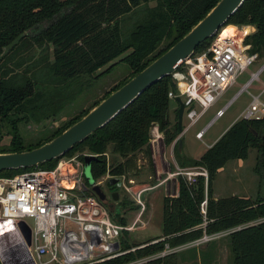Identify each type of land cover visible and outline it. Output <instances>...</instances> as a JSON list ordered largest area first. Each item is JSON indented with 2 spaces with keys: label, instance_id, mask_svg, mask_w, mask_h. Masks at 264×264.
<instances>
[{
  "label": "trees",
  "instance_id": "trees-1",
  "mask_svg": "<svg viewBox=\"0 0 264 264\" xmlns=\"http://www.w3.org/2000/svg\"><path fill=\"white\" fill-rule=\"evenodd\" d=\"M150 1L0 0V151L23 150L41 144L99 101L68 118L48 136L25 146L19 122L57 118L69 100L62 95L60 100L55 99V94L61 92L58 86L61 82L72 80L81 73H93L109 63L96 74L100 75L119 61H125L128 74L115 82L102 99L165 51L218 0H154L153 5ZM140 11L143 15L123 32L122 18ZM233 24L255 26L244 35V42L250 44V52L263 55L264 0H243L218 31L229 25L228 29H236ZM242 30L246 31L247 26ZM211 38L197 44L193 54L202 51ZM35 46L43 50L37 59L29 53ZM36 72H40L39 75ZM169 90H176L171 74L153 82L107 123L64 153L84 149L98 153L90 164L95 180L107 170L114 175L126 174L135 170L139 151H144V157L152 164L150 137L151 127L155 124L162 132L165 145L174 141L179 165L199 166L206 170V175L196 174L193 181L177 174V194L162 197L161 234L137 242L126 236L129 229H123L119 242L121 249H127L154 238L161 239L90 264H124L167 246L181 245L204 234L233 227L228 232L231 264H264V115L236 119L198 157L186 158L182 146L179 149V138H176L181 129L177 120L171 124L169 119ZM4 135L10 136L5 146L2 144ZM252 147L257 151L255 170L260 175L262 193L215 198L214 180L219 169L228 160L245 159ZM109 151L107 163L104 152ZM57 160L58 157L35 166L3 169L0 175H12L34 167L52 168ZM109 186L114 185L109 183ZM203 200L204 211L201 210ZM107 207L113 219L125 224L122 216L116 213L119 217L115 218ZM259 218L263 219L251 223ZM176 256V252L170 251L136 264H176Z\"/></svg>",
  "mask_w": 264,
  "mask_h": 264
},
{
  "label": "built area",
  "instance_id": "built-area-1",
  "mask_svg": "<svg viewBox=\"0 0 264 264\" xmlns=\"http://www.w3.org/2000/svg\"><path fill=\"white\" fill-rule=\"evenodd\" d=\"M221 32L222 29L216 32L202 51L186 57L181 67L171 74L176 90H169L168 96L175 98L179 95L183 100V115L188 119L185 128L194 124L213 106L257 56V53L249 51L250 44L245 43L244 37L239 36L237 31L233 35H222ZM256 74L252 72L234 96L246 89ZM260 93H251L242 111L243 117L259 118L264 115V99L260 98ZM231 100L218 107L213 117L196 130L197 138H202L208 125L224 113ZM104 154L108 163L109 154ZM86 155L96 157L98 153L76 151L59 157L52 168L34 167L12 175H0V234L16 232L34 264H90L162 238H154L127 249L120 248L122 230L131 229L133 224L125 225L113 219L104 200L92 191L84 176ZM199 168L200 171H195L180 167L174 174H184L187 180L193 181L196 174L206 175V170ZM110 177H117L125 189H128L126 181L131 183L134 180L126 178L125 173L114 175L107 170L95 181L101 184ZM147 188L139 189L134 195L139 204V213L145 208L141 193ZM201 210H205V200L201 202ZM27 218L32 219V224ZM27 227L30 230L29 244L25 240ZM212 234H204L194 241L209 239ZM115 243H118L117 246ZM167 251L165 248L124 264L144 262ZM43 255H47V258H43Z\"/></svg>",
  "mask_w": 264,
  "mask_h": 264
},
{
  "label": "rangeland",
  "instance_id": "rangeland-1",
  "mask_svg": "<svg viewBox=\"0 0 264 264\" xmlns=\"http://www.w3.org/2000/svg\"><path fill=\"white\" fill-rule=\"evenodd\" d=\"M154 3V0L149 2L150 5H153ZM142 15V11L128 15L126 14L121 20L123 32L128 31ZM233 26L237 28L236 31L237 33H239V36L244 37V33L241 32V29H243L242 27H240L241 25L233 24ZM29 53L32 54V57H36L37 59L39 58V54L43 53V50H41L38 46H35V48L31 49ZM23 55L27 57L26 53H24ZM108 64L109 63L103 65L93 73H81L72 80L63 81L60 85L57 84L61 88V92L55 94V99L57 101L60 100L62 95L67 96L69 100H66V103L56 116L58 119L48 118L40 120L38 122L32 120H29L27 122H19V128L22 133L23 143L25 144V146H31L38 139L48 136L56 127L61 125L68 118L82 111L83 109L88 108L98 99L100 100L103 94L115 82L122 79L129 72L127 63L125 61H119L108 72L96 75L98 72L106 68ZM252 72H257V74L254 76L253 80L248 83L249 86L240 92L238 99L231 106V108H229L222 117L214 120L206 128L202 138H196V130L204 125L208 118L213 114L217 106L223 103L227 98H229L240 88L242 83H244L251 76ZM39 73L36 72V75H39ZM259 91L261 92L260 98L264 99V54L256 56L253 62L249 64L247 68H245L236 77L235 81L224 91L221 96V100L214 106H212L210 110L201 118H199L194 124L188 126V128H185V124L188 119L183 115L181 131L176 137L182 139L181 146L183 156H185L186 158L198 157L200 153L206 148V142H209L213 138H215L225 125L226 120L233 116V114H235V107L238 108L242 106L244 102L248 100V98H250L249 92L257 93ZM176 108L177 101L175 100V98H170L169 119L171 121V124H173L177 120ZM153 128H156V126H154ZM153 137L154 135L151 132L150 144L152 148V154H154L156 150L158 155L156 157V160L158 159V162L156 160H153L152 164L150 165L146 157H144V151H139L137 153L135 170H130L125 174L126 178L130 177L134 179L131 183L126 181L128 189H125L121 185H114L113 187H111L109 186V183L107 182L108 180L106 179H104L101 184L99 183L101 188L106 193L104 202L110 207L112 213L114 214V217L117 218L119 216H122L125 220V225L133 224V228L129 229L126 234L130 241H144L150 237L161 234L162 232V197L164 196L163 193L165 191L167 194H170L171 180H167V182L165 181L164 184L157 185V183H159V180L170 176V178H173L177 182V174H174V172L177 171L180 167H184L187 170L200 171L199 167L179 165L175 154L174 141L173 145L168 148L167 145H164L159 141H153L152 143ZM9 139V135H4L2 144L4 146L8 144ZM84 150L91 151L89 149ZM108 154L110 157V151L108 152ZM88 157V155L84 156V161L87 160ZM118 159L120 158L118 157ZM235 161L237 160L232 159L227 161V163L223 166V169L217 173L214 180V190L219 194V196L230 195L233 190H236V188H238L239 190L241 189L243 180L245 182L246 189L252 190L253 185H256L258 186V192L255 194H261L262 190L260 189V175L255 170V164L257 163L256 148H250L249 154L246 159L239 160L241 161L240 167L235 171L238 174V178L235 177L233 172V164L235 163ZM84 176L85 180L89 183V177L91 176V173L85 168V166ZM166 185L167 187L164 189ZM145 187L148 188L141 193V199L145 204V208L141 213L140 218L137 220L139 204L134 199V195L139 189ZM112 191L117 192L116 199L112 197ZM116 213H118L119 216ZM27 221L32 224L31 218H27ZM15 236L16 234L12 231L7 234V237H5V239L2 238L1 240L6 243L8 239H13V237L15 238ZM18 239H20V237H18ZM11 243L13 242L11 241L9 244ZM200 245L201 244H199V246ZM6 246L8 247L9 245H7L6 243L5 247ZM210 247V245L205 246V249H210ZM166 249L170 250L171 247L167 246ZM226 257L227 256L224 255V252H222L219 262L227 263L225 260ZM43 258H47V255H43ZM231 262L232 258L230 259L229 264H231Z\"/></svg>",
  "mask_w": 264,
  "mask_h": 264
},
{
  "label": "water",
  "instance_id": "water-1",
  "mask_svg": "<svg viewBox=\"0 0 264 264\" xmlns=\"http://www.w3.org/2000/svg\"><path fill=\"white\" fill-rule=\"evenodd\" d=\"M242 2L243 0H218L187 32L171 44L165 51L151 60L118 87L110 91L86 113L50 139L39 145L23 150L0 151V170L35 166L40 162L63 156L75 143L82 141L95 129L103 126L112 119L145 88L160 77L172 74L184 59L194 52L196 45L207 37L213 36ZM175 100L177 101L178 128L181 129L184 102L179 95L175 96ZM154 126L155 124L152 125L151 129ZM178 142L179 149H181L182 139L179 138ZM88 156V159L84 161V166L91 173L90 164L91 160L95 157L91 155ZM89 178L92 191L100 199L104 200L106 197L105 191L101 188L100 184L95 181L92 174ZM108 182L111 185H120L117 177L108 178ZM111 195L113 198H117L116 191H112ZM19 223L23 224V221L19 220ZM7 234L8 233L0 234V255L3 253L2 247H5L6 243L9 245L11 241L16 242V240L13 241V239H8L6 243H3L1 239H5ZM25 240L27 244L30 243V230L28 227L25 230ZM117 244L118 243H115L116 246ZM0 260L2 264H7L1 256Z\"/></svg>",
  "mask_w": 264,
  "mask_h": 264
},
{
  "label": "crops",
  "instance_id": "crops-1",
  "mask_svg": "<svg viewBox=\"0 0 264 264\" xmlns=\"http://www.w3.org/2000/svg\"><path fill=\"white\" fill-rule=\"evenodd\" d=\"M245 26H247V30L246 31H243L241 29V32L244 33V35L247 34V33H249V32H251V31H253L255 29V26L253 24H242L240 27L244 28ZM235 93L236 92H234V94H232L223 103H221L219 106L216 107V109H217L218 107H220L224 103H226L228 100L232 99L231 102H230V104L228 105V107L225 109L224 113L222 115L216 117L214 120L222 117L226 113V111L229 108H231V106L235 103V101L238 99V96L240 95V93H239L236 96H234ZM251 93H254V92H249L250 98H251ZM250 98H248V100H246L242 106H240L238 108L235 107V110H236L235 111V114H233V116H231L229 119L226 120L225 125L220 130V132L216 135L215 138H213L209 142H206V147L209 146L212 142H214L229 127V125H231L236 119L242 117V111L247 106ZM220 100H221V97L218 99V101L216 103H218ZM210 108L207 109L203 113V115L206 114L210 110ZM214 113H215V111L208 118L207 121H209L213 117ZM151 132L154 135V137L152 138V143H153V141H157V142L159 141V142H162L164 144V141H163V138H162L163 136H162L161 132H159V130L157 129V127L156 128H153L151 130ZM150 142H151V137H150ZM172 145H173V142L170 145H168V148H170ZM153 152H154V150H153ZM157 156L158 155H157V152L155 150V152L153 154V160H156V157ZM235 160H237V161H235V163L233 164L234 165L233 172H234L235 177L238 178V174L235 171L240 167L241 161H239V160H243V159H235ZM156 161L158 162V159ZM222 169H223V167L220 168L219 171L222 170ZM167 180H171V182H170V195H176L177 192H178V190H177V188H178L177 187V182L173 178H170V176H167L164 179L159 180V183H157V185L164 184V182L165 181L167 182ZM243 182L244 181L242 180L241 189L239 190L238 188H236V190H233V192L231 194H238V193H240L238 195L256 196L255 193L258 192V186L253 185L252 190H248V189H246L245 182L244 183ZM166 187H167V185L164 187V189ZM249 191H251V192H249ZM163 195H168V194L165 191L163 193ZM214 197L215 198L220 197L219 194L215 190H214ZM141 213H139V209H138V214H137L138 217H137V220L140 218ZM261 219H263V218H259L256 221H251V223L257 222V221H259ZM245 224H247V223H245ZM236 227H239V226H236ZM234 228L235 227L218 231V232L212 234V237H210L209 239H206V240H202V241H199V242H195L194 240H192V241L186 242L184 244H181L177 248H172V249L168 250L167 252L174 251V252L177 253V256H176V264H229L230 259L232 258V253H231V249H230L229 238H226V237H228V232L231 231V230H233ZM221 239H223V240H221ZM199 244H201V245L199 246ZM209 245L211 246L210 249H207L206 250L205 249V246H209ZM172 247H174V246H172ZM222 252H224V255L227 256L226 259H225L227 263H220L219 262L220 261V257L222 255Z\"/></svg>",
  "mask_w": 264,
  "mask_h": 264
},
{
  "label": "flooded vegetation",
  "instance_id": "flooded-vegetation-1",
  "mask_svg": "<svg viewBox=\"0 0 264 264\" xmlns=\"http://www.w3.org/2000/svg\"><path fill=\"white\" fill-rule=\"evenodd\" d=\"M2 252L0 256L7 264H33V259L21 239L9 244L8 247H2Z\"/></svg>",
  "mask_w": 264,
  "mask_h": 264
},
{
  "label": "bare ground",
  "instance_id": "bare-ground-1",
  "mask_svg": "<svg viewBox=\"0 0 264 264\" xmlns=\"http://www.w3.org/2000/svg\"><path fill=\"white\" fill-rule=\"evenodd\" d=\"M228 27H231V25H229V26H227V27H225L223 30H222V35H233V34H235V32H236V29L235 28H232V29H228ZM4 229V228H3ZM2 229V230H3ZM15 234H16V232H15ZM17 234H16V236H15V238L13 237V240H17ZM19 242V241H18ZM4 243V242H3Z\"/></svg>",
  "mask_w": 264,
  "mask_h": 264
}]
</instances>
